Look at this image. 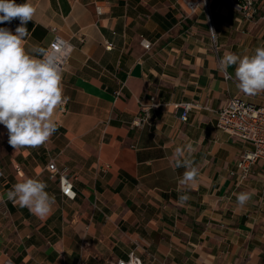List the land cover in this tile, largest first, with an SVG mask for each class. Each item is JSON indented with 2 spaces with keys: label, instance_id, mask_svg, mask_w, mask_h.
I'll return each instance as SVG.
<instances>
[{
  "label": "crops",
  "instance_id": "1",
  "mask_svg": "<svg viewBox=\"0 0 264 264\" xmlns=\"http://www.w3.org/2000/svg\"><path fill=\"white\" fill-rule=\"evenodd\" d=\"M28 2L36 12L26 49L36 55L34 47L50 52L56 37L64 43L67 100L53 115L56 132L38 148L15 151L0 125V264H113L131 251L143 264H264V163L239 180L237 161L250 146L217 128L212 111L192 109L182 123L175 108L199 101L214 111L234 96L264 105V93L237 89L235 66L219 68L225 52L252 55L264 46V20H243L223 0H210L215 49L206 15L187 14L181 0ZM255 2L261 14L264 0ZM19 25L13 19L0 27ZM145 108L148 118L136 126ZM187 144L199 176L180 205L185 169L171 161ZM52 159L73 181V199L47 171ZM25 178L47 184L55 198L48 216L7 200ZM240 192L252 194L242 208Z\"/></svg>",
  "mask_w": 264,
  "mask_h": 264
},
{
  "label": "clouds",
  "instance_id": "2",
  "mask_svg": "<svg viewBox=\"0 0 264 264\" xmlns=\"http://www.w3.org/2000/svg\"><path fill=\"white\" fill-rule=\"evenodd\" d=\"M36 12L26 0H0V24L19 19L20 25L12 32L0 27V125L8 131V143L15 151L22 148H38L48 142L57 130L54 113L66 103L62 84V69L55 55L49 51L26 49V27ZM214 33V32H213ZM235 66L234 79L237 89L245 95L264 93V46H258L252 55L225 52L219 60L223 72ZM231 78V77H229ZM194 151L191 144L177 146L172 154L175 169L184 168L178 182V203L184 205L190 199L187 188L199 176L195 162L190 158ZM47 184L38 178H25L7 191L6 197L14 205L27 208L31 214L48 216L55 204L54 196L47 191ZM251 193L236 194L239 207L251 199Z\"/></svg>",
  "mask_w": 264,
  "mask_h": 264
},
{
  "label": "built area",
  "instance_id": "3",
  "mask_svg": "<svg viewBox=\"0 0 264 264\" xmlns=\"http://www.w3.org/2000/svg\"><path fill=\"white\" fill-rule=\"evenodd\" d=\"M232 9L238 10L241 13L243 20L252 22L255 21V17L264 20V9L260 14L255 0H223ZM186 6L187 14H195L197 10H201L206 15V23L210 33L212 46L217 47V33L214 27V23L211 17L210 0H181ZM98 15L102 14L100 6L95 7ZM214 32V33H213ZM141 45L148 50L150 48V42L142 40ZM64 43L55 38V42L51 44L50 53L53 51H59V57L57 62L61 67L62 62L66 61L67 49ZM226 79L230 80V76L225 74ZM175 108L178 111V119L180 122L185 123L188 120V114L192 109H205L212 111L216 116V127L226 132L230 136H234L250 147L243 151L240 155V159L237 161L238 177L239 180H246L253 172L254 166L257 162L264 163V105H258L244 98L234 96L228 99L226 105L218 110L211 109L207 104L198 103H180L176 104ZM148 118V109H144V114L138 116L133 123L140 126ZM55 161L52 159L48 166L47 171L51 174V177L55 175L60 176L61 194L64 197L73 199L76 196L74 190L73 181L64 177L63 172L58 170ZM19 174L20 168H15ZM3 174L0 169V178ZM261 199L264 201V185L261 189ZM113 264H143L142 259L136 255L134 251L129 252L126 259H119Z\"/></svg>",
  "mask_w": 264,
  "mask_h": 264
},
{
  "label": "water",
  "instance_id": "4",
  "mask_svg": "<svg viewBox=\"0 0 264 264\" xmlns=\"http://www.w3.org/2000/svg\"><path fill=\"white\" fill-rule=\"evenodd\" d=\"M132 76L139 77L140 76V66L136 65L132 71Z\"/></svg>",
  "mask_w": 264,
  "mask_h": 264
},
{
  "label": "rangeland",
  "instance_id": "5",
  "mask_svg": "<svg viewBox=\"0 0 264 264\" xmlns=\"http://www.w3.org/2000/svg\"><path fill=\"white\" fill-rule=\"evenodd\" d=\"M259 16L255 17L254 19H258ZM262 172L264 173V168L262 169Z\"/></svg>",
  "mask_w": 264,
  "mask_h": 264
}]
</instances>
